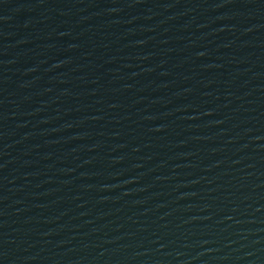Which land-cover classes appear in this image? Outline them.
<instances>
[{"label":"water","instance_id":"obj_1","mask_svg":"<svg viewBox=\"0 0 264 264\" xmlns=\"http://www.w3.org/2000/svg\"><path fill=\"white\" fill-rule=\"evenodd\" d=\"M0 264H264V0H0Z\"/></svg>","mask_w":264,"mask_h":264}]
</instances>
